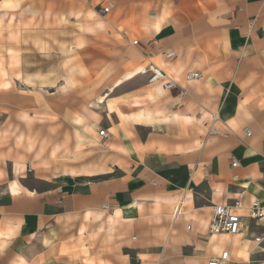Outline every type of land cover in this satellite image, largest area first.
I'll return each mask as SVG.
<instances>
[{
    "label": "crops",
    "instance_id": "0c3cea01",
    "mask_svg": "<svg viewBox=\"0 0 264 264\" xmlns=\"http://www.w3.org/2000/svg\"><path fill=\"white\" fill-rule=\"evenodd\" d=\"M93 38L123 56L85 127L107 136L84 171L39 177L45 188L26 185L23 160L0 148V264H206L223 250L221 264H257L259 222L243 217L232 235L207 224L214 204L238 199L243 215L264 199V0H0L5 59L86 50ZM150 68L186 92L147 83ZM2 69L1 100L23 84Z\"/></svg>",
    "mask_w": 264,
    "mask_h": 264
},
{
    "label": "rangeland",
    "instance_id": "374dc122",
    "mask_svg": "<svg viewBox=\"0 0 264 264\" xmlns=\"http://www.w3.org/2000/svg\"><path fill=\"white\" fill-rule=\"evenodd\" d=\"M32 26L35 29L48 24L37 21ZM98 40L93 38L86 50L60 46V51L53 53L23 55L22 62L15 55L7 59L0 56L1 74L7 77L2 69L5 65L13 78L23 82L21 86L13 82L8 99V94L0 99V112L11 111L6 117L0 114V148L15 163L23 160L29 187H47L39 177H51L57 171L73 172L74 164L80 165L76 171H84L82 165L89 161L91 146L98 147L101 142L98 130L104 128L103 124L97 125L96 131L85 127L104 109L98 100L107 86L121 76L123 56ZM57 79L64 84L57 86L56 92L41 87L54 84ZM66 81L76 87H68ZM52 110L59 111L60 118L48 113Z\"/></svg>",
    "mask_w": 264,
    "mask_h": 264
},
{
    "label": "built area",
    "instance_id": "2783aa9c",
    "mask_svg": "<svg viewBox=\"0 0 264 264\" xmlns=\"http://www.w3.org/2000/svg\"><path fill=\"white\" fill-rule=\"evenodd\" d=\"M109 6H103L102 11L107 12ZM137 40H133V44H136ZM149 75L147 77V83H156L158 82L165 89H177L179 88L178 94L183 95L186 91L184 88L180 87L173 79L168 78L165 72L161 71L158 68H150L148 71ZM144 73H147L145 71ZM200 76L198 71H188L185 74V79L197 78ZM108 131L105 128L99 130V135L107 136ZM237 162L232 161V166H235ZM236 177H234L235 179ZM242 207V202L240 200H235L233 204L221 203L214 204L210 214V218L207 224V230L210 234H236L242 228V218L247 217L250 220L260 223V226L263 227V230L256 234L253 238V241L260 245L264 242V199L253 198L245 206L246 213L239 214L237 208ZM179 206L177 207L178 210ZM176 210V211H177ZM189 227V226H187ZM229 258V252L223 250L218 257L211 258L206 264H221L222 261ZM247 264H251L248 262ZM257 264H264V252L262 259Z\"/></svg>",
    "mask_w": 264,
    "mask_h": 264
},
{
    "label": "bare ground",
    "instance_id": "6f19581e",
    "mask_svg": "<svg viewBox=\"0 0 264 264\" xmlns=\"http://www.w3.org/2000/svg\"><path fill=\"white\" fill-rule=\"evenodd\" d=\"M145 71H146V70H143V69H142L140 72H145ZM138 72H139V71H138ZM132 74H133L132 72L129 73L127 77H130ZM113 84H114V83H113ZM116 85H117V84H116ZM114 86H115V85H114ZM237 212H238V209H237ZM238 213H239V212H238ZM239 214H240V213H239ZM236 234H237V233H236ZM231 235H232V234H231Z\"/></svg>",
    "mask_w": 264,
    "mask_h": 264
}]
</instances>
